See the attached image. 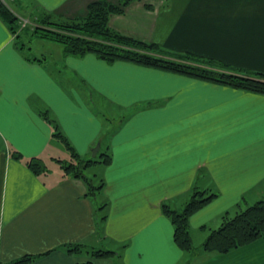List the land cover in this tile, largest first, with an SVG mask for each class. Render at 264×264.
<instances>
[{
  "label": "crops",
  "instance_id": "1",
  "mask_svg": "<svg viewBox=\"0 0 264 264\" xmlns=\"http://www.w3.org/2000/svg\"><path fill=\"white\" fill-rule=\"evenodd\" d=\"M94 1L5 0L19 25L36 11L84 16ZM108 24L170 54L264 74V0H139ZM20 35L0 17V264L24 256L35 257L28 264L112 263L68 252L75 244L115 251L116 264H264V237L225 254L201 248L220 216L264 198V95L69 55L41 39L60 51L48 63ZM42 113L82 159L97 143L109 154L108 164L90 166L100 168L87 175L102 183L94 194L64 172L58 160L70 152ZM106 114L119 116L115 127ZM31 157L47 170L30 171ZM195 190L215 196L188 218L192 243L201 233L189 255L162 205L180 211Z\"/></svg>",
  "mask_w": 264,
  "mask_h": 264
},
{
  "label": "trees",
  "instance_id": "2",
  "mask_svg": "<svg viewBox=\"0 0 264 264\" xmlns=\"http://www.w3.org/2000/svg\"><path fill=\"white\" fill-rule=\"evenodd\" d=\"M133 1L139 0H117L116 3L97 0L89 3L84 16L75 18H63L42 12L36 17L37 19H32L33 23L28 29L32 35L44 41L60 44L69 55L82 56L91 53L108 63L119 60L127 61L264 95V74H250L189 54H170L156 43L138 40L112 29L108 24L110 15L122 13L124 7ZM0 17L8 24L12 33L18 32L19 17L5 0H0ZM42 115L52 124L53 136L60 140L70 152V161L58 160L64 172L73 178H81L86 183V195L94 194L102 183L94 188L85 170L95 163L108 164L109 154L105 151L101 152L100 149L93 158L82 159L61 133L55 121L50 119L46 113ZM13 156L20 157L17 153ZM26 166L35 174L47 170L39 157L27 159ZM213 196L215 195L204 196L202 191L195 190L180 211L162 205L164 214L173 225V240L181 250L188 253L193 249L188 231V218ZM262 237H264V198L245 208L240 207L232 214H224L220 226L209 232L201 248L208 252L225 254ZM84 246V244L69 245L68 252L81 255L84 253L83 257L113 259L111 264H116L117 253L115 251ZM33 259H35L33 256H24L11 264H28ZM75 264L92 263L86 261Z\"/></svg>",
  "mask_w": 264,
  "mask_h": 264
},
{
  "label": "rangeland",
  "instance_id": "3",
  "mask_svg": "<svg viewBox=\"0 0 264 264\" xmlns=\"http://www.w3.org/2000/svg\"><path fill=\"white\" fill-rule=\"evenodd\" d=\"M39 11V10H38ZM15 13V12H14ZM44 13H46V12H44ZM40 14H42V13H37V11L36 12H33L32 13V17H28V19H26L27 21H25L24 23H26V24H24V25H20V27H19V29H18V32L17 33H21V35H20V37H19V39L21 40V42L22 43H24V44H26L27 46L29 45V43H28V39L29 38H31L32 39V41H33V53L34 54H38L40 51H42L43 53L42 54H45L46 55V57H47V60H48V63L50 62V60H52V57H55L56 56V54H58V52H60V51H58V49H56V48H52L51 46H53V45H56L57 47H62L60 44H56V43H51V42H47L49 45H51V46H48L47 44H45V43H43V42H39V41H41V39H39L38 37H35L34 35H31L30 34V31H29V29H28V27L29 26H31V24L33 23V18H36L38 15H40ZM37 19V18H36ZM27 28V29H26ZM117 31V30H116ZM118 32V31H117ZM120 33V32H119ZM122 34V33H121ZM27 37V38H26ZM104 115V114H103ZM117 115H119V112L117 113ZM105 117H110V118H112L113 120H111L112 121V125L115 127V124L117 123V121L115 122V120L114 119H116V120H118V118H119V116H111V114L110 115H108V114H106L105 115ZM115 122V123H114ZM100 171V168H94V167H89L87 170H86V174L87 175H91V174H93L94 172H99ZM98 181V182H97ZM97 181L95 180V182L97 183V185L100 183L99 181V179H97ZM97 185H95L94 184V182H93V187L94 188H96L97 187ZM205 196V195H204ZM251 204V203H250ZM244 208L247 206V205H244V204H241ZM223 216V215H222ZM222 216H220V218H219V220L217 221V224H220L221 222H222ZM210 223V222H209ZM209 226H218V225H213V224H211L210 223V225ZM214 228V227H213ZM200 235H201V233H199V234H196V233H192V239H193V236H194V239H193V243H192V245H193V249L190 251V252H188V254L189 255H192V254H195V252H196V250H198V248H200V242H201V240H200ZM204 235V234H203ZM84 247H88V248H93V249H97L98 247H90V246H87V245H85ZM118 250L119 251H121V247H119L118 248ZM84 251V250H83ZM82 255L84 256V253H82ZM88 256V255H87ZM112 261H113V259H112ZM109 262V260H107V263ZM96 263H98V264H102V263H105V262H103V261H100V262H96ZM108 264H111V263H108Z\"/></svg>",
  "mask_w": 264,
  "mask_h": 264
},
{
  "label": "water",
  "instance_id": "4",
  "mask_svg": "<svg viewBox=\"0 0 264 264\" xmlns=\"http://www.w3.org/2000/svg\"><path fill=\"white\" fill-rule=\"evenodd\" d=\"M99 146H100V144L97 143L96 146L92 149V156H94V155L96 154V152H97L98 149H99Z\"/></svg>",
  "mask_w": 264,
  "mask_h": 264
},
{
  "label": "built area",
  "instance_id": "5",
  "mask_svg": "<svg viewBox=\"0 0 264 264\" xmlns=\"http://www.w3.org/2000/svg\"><path fill=\"white\" fill-rule=\"evenodd\" d=\"M25 21H27V20H25V19L22 20L23 25L25 24V23H24Z\"/></svg>",
  "mask_w": 264,
  "mask_h": 264
}]
</instances>
